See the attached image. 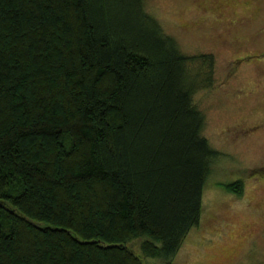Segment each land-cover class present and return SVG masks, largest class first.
<instances>
[{
	"label": "trees",
	"instance_id": "trees-1",
	"mask_svg": "<svg viewBox=\"0 0 264 264\" xmlns=\"http://www.w3.org/2000/svg\"><path fill=\"white\" fill-rule=\"evenodd\" d=\"M143 0H0V264H172L218 155ZM239 194L238 182L224 185Z\"/></svg>",
	"mask_w": 264,
	"mask_h": 264
},
{
	"label": "rangeland",
	"instance_id": "rangeland-1",
	"mask_svg": "<svg viewBox=\"0 0 264 264\" xmlns=\"http://www.w3.org/2000/svg\"><path fill=\"white\" fill-rule=\"evenodd\" d=\"M144 10L185 54L207 53L214 84L193 101L210 163L200 214L172 264H264V0H143ZM238 182L239 194L224 185ZM140 239L129 241L144 264Z\"/></svg>",
	"mask_w": 264,
	"mask_h": 264
}]
</instances>
